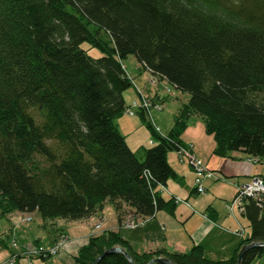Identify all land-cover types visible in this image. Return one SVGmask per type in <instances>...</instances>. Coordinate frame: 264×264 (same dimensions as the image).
Returning <instances> with one entry per match:
<instances>
[{
    "label": "trees",
    "instance_id": "16d2710c",
    "mask_svg": "<svg viewBox=\"0 0 264 264\" xmlns=\"http://www.w3.org/2000/svg\"><path fill=\"white\" fill-rule=\"evenodd\" d=\"M84 43L102 56L92 57ZM130 54L189 94L166 136L148 108L133 101L157 137L137 148L116 121L133 103L125 99L134 88L123 64ZM192 116L203 119L215 155L264 159V0H0V216L37 212L45 222L77 221L98 215L107 202L137 221L162 210L174 214L177 196L159 187L176 176L168 155H179ZM245 203L240 216L251 233L228 259L208 258L201 245L137 252L120 232L108 231L92 236L75 264H92L114 246L135 264L155 257L238 264L245 245L264 242V199L250 196ZM26 245V256L44 252ZM2 246L8 244L0 233ZM25 250L10 257L18 260ZM262 257L264 246L251 248L242 264ZM98 264L130 263L110 253Z\"/></svg>",
    "mask_w": 264,
    "mask_h": 264
},
{
    "label": "rangeland",
    "instance_id": "374dc122",
    "mask_svg": "<svg viewBox=\"0 0 264 264\" xmlns=\"http://www.w3.org/2000/svg\"><path fill=\"white\" fill-rule=\"evenodd\" d=\"M82 46L92 57L102 56L100 49L91 47L88 43ZM123 64L132 78L134 88L136 83L141 90L136 92V89L130 87L125 94L126 104L140 100L141 106L148 108L144 110L149 113L156 130L163 136L168 135L176 114L188 101L189 94L174 88L163 78L150 74L132 54L123 60ZM134 107L127 108L126 114L116 119L119 128L131 147L153 145L157 142V137ZM179 140L182 147L188 148L191 145V149L188 148L190 153L196 155L212 171V177L204 178L205 193L194 190L195 170L186 159L180 160L177 152L172 151L168 160L176 176L168 180L166 186L160 185L159 188L166 196L173 193L179 197L180 200L176 198L178 204L174 214L162 210L155 217L139 220L138 223L144 224L132 228L128 226L132 212L125 211L120 215L110 202L105 204L98 215L77 221L55 219L45 222L37 212L24 215L15 211L0 216V233L5 236L8 244V247H0V264H13L10 255L25 250L26 244L30 248H34L36 244L44 252L40 256L37 254L29 257L25 250L22 252L23 256L15 259L16 264H75V254L81 247L92 236L108 231L120 232L137 252L158 249L187 252L194 245H201L206 256L212 260H225L233 256L243 240L235 231L243 226L247 235L250 236L251 232L248 220L239 214L234 217L229 215L226 204L237 193L236 182L246 184L254 175L264 176V159L254 163L243 153L234 152L231 157L215 155V141L212 135L205 132V124L200 116L191 117ZM27 215L33 216L30 222L22 219ZM103 219L104 222L97 227ZM132 219L136 221L134 216ZM58 240L61 242L56 243ZM53 248L55 253L49 250ZM253 264H264V257L257 258Z\"/></svg>",
    "mask_w": 264,
    "mask_h": 264
},
{
    "label": "built area",
    "instance_id": "2783aa9c",
    "mask_svg": "<svg viewBox=\"0 0 264 264\" xmlns=\"http://www.w3.org/2000/svg\"><path fill=\"white\" fill-rule=\"evenodd\" d=\"M133 105L137 106V107H134ZM133 107L138 108V104L136 102H133L132 106H130V108H128V109H131ZM187 147L191 149L192 146L188 145ZM188 148H186V146L185 147L181 146V149L178 152L179 156L181 157V160H184V159L188 160L190 165L192 166V168L195 170L196 177H195L194 184L196 186V190L199 193H205L206 192V186L203 183L204 178H205V176L212 177L213 176V174H211L212 171L209 170L200 161V159L197 158L196 155L191 154ZM236 190H237L236 195L233 197L231 202H228L226 204V207L229 210L228 214L232 215L233 217L236 216L237 214L241 215L242 212L244 211L245 205H246L245 198L253 196V197H260V198L264 199V179L260 176H254L249 183L239 185L236 188ZM177 200H180V199L178 198ZM132 218L130 219V222L128 221L129 227L134 228L135 225L144 224V223H138L139 221H137V220L135 221ZM103 222H104V219L102 221H100V223L97 225V227H99L101 225V223H103ZM235 233H237V235H239L240 237H244L246 235V229H245V227L241 226V228L238 229L237 232H235ZM54 249L55 248L49 249V250L52 251V253H55ZM33 251H35V250H33ZM33 254H39V253H37V251H35V252H33ZM15 259H16V256H12L11 260L13 262L15 261Z\"/></svg>",
    "mask_w": 264,
    "mask_h": 264
},
{
    "label": "water",
    "instance_id": "95a60500",
    "mask_svg": "<svg viewBox=\"0 0 264 264\" xmlns=\"http://www.w3.org/2000/svg\"><path fill=\"white\" fill-rule=\"evenodd\" d=\"M261 246H264V242H252L250 244L245 245L239 252L238 264H242L243 255L247 250L251 248H255V247H261ZM110 253H122L126 257V259L129 261L130 264H135L133 262L131 255L120 246H114L109 249H106L103 253H101L100 255L96 257V259L94 260L92 264H98L107 254H110ZM155 262H161L164 264H174L169 258H166V257H155L151 259L147 264H153Z\"/></svg>",
    "mask_w": 264,
    "mask_h": 264
},
{
    "label": "bare ground",
    "instance_id": "6f19581e",
    "mask_svg": "<svg viewBox=\"0 0 264 264\" xmlns=\"http://www.w3.org/2000/svg\"><path fill=\"white\" fill-rule=\"evenodd\" d=\"M165 80V79H164ZM167 81V80H166ZM22 213V212H21ZM34 213V212H33ZM25 214H29V213H24V215ZM22 219H24L23 221H27V222H30L32 219H33V216H31V215H27V217H24V218H22ZM75 259V258H74Z\"/></svg>",
    "mask_w": 264,
    "mask_h": 264
}]
</instances>
